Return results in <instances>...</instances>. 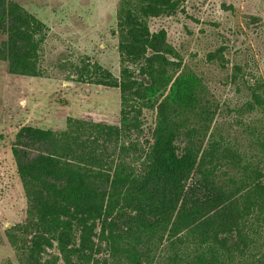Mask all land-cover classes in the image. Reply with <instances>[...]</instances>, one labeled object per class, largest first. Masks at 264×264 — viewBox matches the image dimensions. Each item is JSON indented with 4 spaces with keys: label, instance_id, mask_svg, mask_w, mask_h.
<instances>
[{
    "label": "trees",
    "instance_id": "16d2710c",
    "mask_svg": "<svg viewBox=\"0 0 264 264\" xmlns=\"http://www.w3.org/2000/svg\"><path fill=\"white\" fill-rule=\"evenodd\" d=\"M185 1H117L119 76L87 56L65 62L76 81L119 89V123L69 117L64 129L16 133L27 208L5 236L18 264H264V116L243 117L264 114V82L246 79L253 101L232 110L246 147L216 126L203 76L152 27ZM49 35L19 2L0 0L10 73L45 76Z\"/></svg>",
    "mask_w": 264,
    "mask_h": 264
},
{
    "label": "rangeland",
    "instance_id": "374dc122",
    "mask_svg": "<svg viewBox=\"0 0 264 264\" xmlns=\"http://www.w3.org/2000/svg\"><path fill=\"white\" fill-rule=\"evenodd\" d=\"M16 1L43 20L50 35L45 76L14 75L0 61V264H18L5 230L26 217L27 200L12 154L18 130L24 125L64 129L69 117L119 123L121 110L119 89L78 82L64 65L87 56L120 75L118 0ZM152 27L166 29L184 64L203 76L207 97L218 107L220 131L248 147L250 135L236 124L232 110L253 101L246 79L255 75L264 82V0H186L178 14L156 18ZM223 46L224 60L211 57ZM257 108L243 117L262 119Z\"/></svg>",
    "mask_w": 264,
    "mask_h": 264
}]
</instances>
